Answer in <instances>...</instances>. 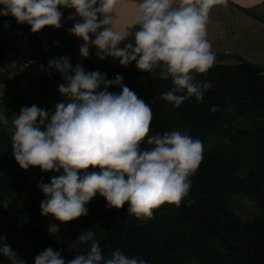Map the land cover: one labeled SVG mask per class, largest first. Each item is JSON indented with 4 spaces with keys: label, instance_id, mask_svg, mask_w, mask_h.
<instances>
[{
    "label": "clouds",
    "instance_id": "1",
    "mask_svg": "<svg viewBox=\"0 0 264 264\" xmlns=\"http://www.w3.org/2000/svg\"><path fill=\"white\" fill-rule=\"evenodd\" d=\"M221 3L227 5V0H137L121 27L117 13H124L129 0H0V16H12L37 33L63 26L61 8L74 10L67 20L76 22L68 31L82 39V57L88 58L95 47L100 60L111 57L123 67L135 62L138 70L152 76L166 69L172 86L162 99L179 108L191 98L203 102L212 87L195 74H206L216 63L208 23L211 9ZM50 66L66 81L58 86L62 99L53 112L36 105L22 108L12 121L11 135L21 169L62 170L50 183L38 185L46 197L41 214L63 223L76 220L88 214L86 205L97 194L108 208L127 204V212L137 219H152L165 203L179 207L190 191L189 178L202 162V141L176 130L150 134L151 105L124 85L121 75L107 79L81 64L73 66L66 56ZM113 86L120 91L110 92ZM72 252L74 258L65 260L49 247L35 256L34 264H148L120 248L106 254L91 229L72 243ZM0 255L17 264V252L3 237Z\"/></svg>",
    "mask_w": 264,
    "mask_h": 264
},
{
    "label": "trees",
    "instance_id": "2",
    "mask_svg": "<svg viewBox=\"0 0 264 264\" xmlns=\"http://www.w3.org/2000/svg\"><path fill=\"white\" fill-rule=\"evenodd\" d=\"M20 27L31 33L29 25ZM13 43L15 39L0 41V62ZM82 66L101 73L89 57ZM10 72L0 80L7 83L6 93H12L15 100L16 84L24 76L10 81ZM40 79L48 102L38 107L53 112L62 99L58 86L64 83L47 69ZM195 79L211 82L212 87L203 102L191 98L179 108L162 99L161 94L172 86L167 74L151 76L148 83L133 90L151 105L150 134L176 130L201 140L205 149L199 166L211 173L201 179L195 172L180 206L165 203L154 210L152 219H137L127 212V204L119 210L108 208L105 198L97 194L86 205V216L67 223L55 219L58 230L51 231L41 214L40 204L46 197L38 185L50 183L61 173L42 172L39 167L21 169L12 153L11 134L0 121V237L6 234L19 244H28L31 255L60 242L65 258L74 256L72 243L91 229L106 254L120 248L148 264H264V215L242 222L230 209L226 190L220 191L223 179H233L264 214V66L245 60L216 62L206 74H195ZM213 106L218 110L210 111Z\"/></svg>",
    "mask_w": 264,
    "mask_h": 264
},
{
    "label": "crops",
    "instance_id": "3",
    "mask_svg": "<svg viewBox=\"0 0 264 264\" xmlns=\"http://www.w3.org/2000/svg\"><path fill=\"white\" fill-rule=\"evenodd\" d=\"M137 0H129V4L123 14L117 13V27L125 26L128 23L130 15L135 11ZM0 7H3L0 5ZM74 10L70 9V14ZM79 19V18H77ZM76 21H71L74 25ZM18 25L13 22H2L0 24V41L9 42L14 40ZM138 30V26L133 29ZM208 38L212 42L213 51L216 53V62L235 63L240 60H245L254 64L264 66V0H227V5L221 3L215 5L209 14L208 23ZM131 42V38L129 41ZM124 45L121 44L120 47ZM7 61L0 64V79L4 74L13 68L19 57L18 47L13 43L12 47L7 51ZM7 53L5 56H7ZM68 57L70 63L75 66L81 64L86 59L80 55L79 47L74 42H70L63 47L54 48L47 56L46 62L48 71L54 74L59 73L54 67H50L53 60L61 57ZM5 58V57H4ZM92 63L99 68L101 73L106 74L107 79H114L116 75L123 77L122 83L132 91L138 87L148 83L152 76L147 72H142L136 68L135 62H132L128 67L120 65L119 60L107 57L100 60L98 56H89ZM10 65V66H9ZM167 74L166 69H159L158 75ZM155 75V76H156ZM110 92H119L120 88L113 86L108 89ZM4 242L10 245L15 243L17 249L22 251L20 257L17 255V264L23 259L26 264H34L36 255H31L28 252V244H19L14 239L2 236ZM57 251H63L61 244L54 245ZM1 260L5 264H11V261H6L2 255ZM69 257H65L67 260ZM71 258H74L71 257Z\"/></svg>",
    "mask_w": 264,
    "mask_h": 264
},
{
    "label": "rangeland",
    "instance_id": "4",
    "mask_svg": "<svg viewBox=\"0 0 264 264\" xmlns=\"http://www.w3.org/2000/svg\"><path fill=\"white\" fill-rule=\"evenodd\" d=\"M7 56L3 59L4 61H7L8 54L11 55V51H7ZM2 62V61H1ZM0 63V64H3ZM10 66V65H9ZM28 97L33 98V101L29 100ZM48 102V96L45 94V91L43 89V82L40 78H34L30 76H24L19 80L15 87V100L11 103H4L0 107V121L3 124L4 129L12 135L13 131V119L15 118V115H18L20 113V110L24 108L25 106H43L46 105ZM7 121V123H5ZM213 138L210 139L212 141ZM205 149V146H204ZM62 173V170H61ZM198 176H201V179L205 178L204 176L211 175V173L207 172L206 167L199 166L196 171ZM221 183V182H220ZM220 191L221 193H224V190H226V197L228 198L229 207L230 209L237 215V217L242 222L252 221L255 218L261 217L264 214L256 207L253 200L246 197L237 187L235 184V181L233 179H223ZM197 213V212H196ZM47 220L50 223V229L53 232H56V228L58 229V225L55 221V218L52 215H47ZM1 224V223H0ZM2 226V224L0 225ZM56 244V243H55ZM54 244V245H55ZM59 244H61L59 242ZM13 251H16L18 254V257L21 256L22 251H19L17 249V245L15 243L10 244ZM62 249L65 250V247L61 244ZM54 250H56V247H53ZM57 251V250H56ZM2 257H4L2 255ZM69 257L67 260L73 259L71 257L73 256H67ZM6 261H10L7 257H4ZM19 259V258H18ZM17 259V261H18Z\"/></svg>",
    "mask_w": 264,
    "mask_h": 264
},
{
    "label": "built area",
    "instance_id": "5",
    "mask_svg": "<svg viewBox=\"0 0 264 264\" xmlns=\"http://www.w3.org/2000/svg\"><path fill=\"white\" fill-rule=\"evenodd\" d=\"M63 12L62 24L59 29L53 27H45L36 33L38 44L34 40L33 33L30 34L18 25L15 42L19 48V60L11 69L8 80H14L20 76H30L40 78L44 75L46 66L43 62V57H46L54 48L63 47L70 42L76 43L80 48L83 43L82 39L69 33L68 29L73 27L71 21L67 20L70 15V9H60ZM89 56H96L97 49L90 47ZM51 67V66H50ZM58 80H64L61 73L56 74ZM7 83L0 80V105L6 102H12L14 95L6 93ZM0 264H5L0 258Z\"/></svg>",
    "mask_w": 264,
    "mask_h": 264
},
{
    "label": "water",
    "instance_id": "6",
    "mask_svg": "<svg viewBox=\"0 0 264 264\" xmlns=\"http://www.w3.org/2000/svg\"><path fill=\"white\" fill-rule=\"evenodd\" d=\"M7 21H9V22H13V23H16L17 25H28V24H26V23H25V24H18L17 21H16V19H15L14 17H12V16H0V23H2V22H7ZM33 36H34V40H35V42L38 44V39H37V37H36V33H33ZM43 62H44V64H45V66H46V69L48 70V66H47V62H46V57H43ZM60 82L66 83L65 80H60ZM189 205H190V206H191V207L197 212V214L199 215V213H198L196 207L194 206V204H193L192 202H190Z\"/></svg>",
    "mask_w": 264,
    "mask_h": 264
}]
</instances>
